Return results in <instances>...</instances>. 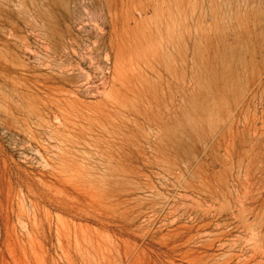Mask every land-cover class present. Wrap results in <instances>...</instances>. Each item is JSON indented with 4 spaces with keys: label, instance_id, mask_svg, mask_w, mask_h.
<instances>
[{
    "label": "rangeland",
    "instance_id": "obj_1",
    "mask_svg": "<svg viewBox=\"0 0 264 264\" xmlns=\"http://www.w3.org/2000/svg\"><path fill=\"white\" fill-rule=\"evenodd\" d=\"M86 1L0 0V264H264V0Z\"/></svg>",
    "mask_w": 264,
    "mask_h": 264
},
{
    "label": "bare ground",
    "instance_id": "obj_2",
    "mask_svg": "<svg viewBox=\"0 0 264 264\" xmlns=\"http://www.w3.org/2000/svg\"><path fill=\"white\" fill-rule=\"evenodd\" d=\"M86 2H88V0L86 1ZM85 2V3H86ZM93 2V1H92ZM79 3V2H78ZM83 3V2H82ZM84 4V3H83ZM74 5V4H73ZM81 6H82V4H81ZM74 7V6H73ZM83 8V7H82ZM74 9V8H73ZM77 9V8H76ZM85 9V8H84ZM86 10V9H85ZM89 10V9H88ZM75 11V10H74ZM80 12V11H79ZM75 13V12H74ZM77 13V12H76ZM83 14V13H82ZM79 15V14H78ZM77 18V17H76ZM75 20V19H74ZM75 22V21H74ZM84 24V23H83ZM83 24H81V25H83ZM71 25V24H70ZM78 27H80V26H78ZM82 28H83V26H82ZM82 28H80V29H82ZM73 40H75V39H73ZM101 40V39H100ZM107 40V39H106ZM77 41V40H76ZM82 41V40H81ZM83 42V41H82ZM105 42V41H104ZM66 43H67V41H66ZM72 43V42H71ZM77 43V42H76ZM86 43V42H85ZM96 44H98V43H96ZM83 45H85V44H83ZM102 45V44H101ZM104 45H105V43H104ZM78 46V45H77ZM80 46H82V45H80ZM98 45H96V47H97ZM68 47V46H67ZM95 47V48H96ZM102 47H104V46H102ZM64 48V47H63ZM73 48V47H72ZM76 48V47H75ZM87 48V47H86ZM106 48H107V46H106ZM65 49V48H64ZM69 49V48H68ZM91 48L89 47V53H90V51H92V49L90 50ZM69 52V51H68ZM93 53H94V51H92ZM106 52V51H105ZM67 53V52H66ZM98 53H100V51L98 52ZM91 54V53H90ZM107 54V53H106ZM69 55V54H68ZM88 56V55H87ZM86 56V54H85V57H87ZM92 56V55H91ZM90 56V57H91ZM108 56V55H107ZM101 57V56H100ZM106 57V56H105ZM96 58V57H95ZM94 59V58H93ZM109 59V58H108ZM107 59V60H108ZM105 62H106V60H105ZM115 62H116V64H115V68H114V74H117L118 73V65H117V63H118V56L116 55L115 56ZM108 63V62H107ZM259 72L261 73V71H263L264 70V67H262V66H260L259 67ZM262 87H264V85L262 86ZM264 92V91H263ZM261 93H262V91H261ZM259 94H260V91H259ZM249 95V94H248ZM257 96V95H256ZM253 98H254V96H252ZM251 97V98H252ZM252 98V99H253ZM246 111V110H245ZM245 113V112H244ZM237 132V131H236ZM229 140H230V138H229ZM232 141V140H231ZM204 142V141H203ZM228 144V143H227ZM213 147V150H212V154H211V156H213V157H217L216 155H217V153H216V151H215V149L216 148H214V145L212 146ZM215 154V155H214ZM186 159V161L187 162H189V165H192L193 163L194 164H196V163H198L199 165V167H200V170H199V173H200V175L198 176V177H201V179H202V184L200 185V186H203V189H205L206 191H208V192H211L213 195H217L216 194V192L213 190V188L211 187V186H209V184H207L205 181L207 180L206 178L208 177V175H207V173H206V171L207 170H204L205 168H203V164L201 163L202 161H200V159H199V156H198V154L197 155H191V156H188V157H186L185 158ZM175 167H174V174L178 171V172H180V173H182L183 172V168L182 167H180L179 166V161H176L175 162ZM188 188H192V189H194V188H197V185L195 184V183H193V184H190L189 186H188ZM217 189V188H216ZM218 190V189H217ZM226 193V192H225ZM224 193V194H225ZM228 194H229V191H228ZM222 195V194H221ZM219 196H220V192H219ZM139 197V196H138ZM143 197V196H142ZM221 197V196H220ZM124 199V198H123ZM214 199H216L215 197H214ZM154 209V208H153ZM152 209V210H153ZM156 210V209H155ZM152 212V211H151ZM230 213H232V212H230ZM229 213V214H230ZM231 215V214H230ZM232 215H233V213H232ZM231 215V216H232ZM243 256V255H242ZM238 258V257H237Z\"/></svg>",
    "mask_w": 264,
    "mask_h": 264
}]
</instances>
